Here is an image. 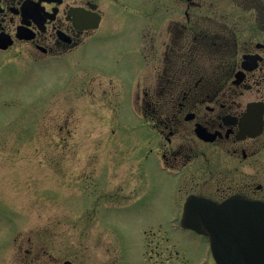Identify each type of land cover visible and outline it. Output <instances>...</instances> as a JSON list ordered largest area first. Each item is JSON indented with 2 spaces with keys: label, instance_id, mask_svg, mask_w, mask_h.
I'll return each mask as SVG.
<instances>
[{
  "label": "flooded vegetation",
  "instance_id": "flooded-vegetation-1",
  "mask_svg": "<svg viewBox=\"0 0 264 264\" xmlns=\"http://www.w3.org/2000/svg\"><path fill=\"white\" fill-rule=\"evenodd\" d=\"M232 1L0 0V93L53 71L29 93L55 98L77 53L133 45L136 115L175 190L171 224L183 230L190 196L264 200V0Z\"/></svg>",
  "mask_w": 264,
  "mask_h": 264
},
{
  "label": "rangeland",
  "instance_id": "rangeland-1",
  "mask_svg": "<svg viewBox=\"0 0 264 264\" xmlns=\"http://www.w3.org/2000/svg\"><path fill=\"white\" fill-rule=\"evenodd\" d=\"M116 46L77 53L55 98L29 93L53 71L0 93V264H214L204 237L171 224L175 190L136 115L133 45Z\"/></svg>",
  "mask_w": 264,
  "mask_h": 264
},
{
  "label": "water",
  "instance_id": "water-1",
  "mask_svg": "<svg viewBox=\"0 0 264 264\" xmlns=\"http://www.w3.org/2000/svg\"><path fill=\"white\" fill-rule=\"evenodd\" d=\"M180 225L207 237L216 264H264V201L235 195L216 204L190 196Z\"/></svg>",
  "mask_w": 264,
  "mask_h": 264
}]
</instances>
